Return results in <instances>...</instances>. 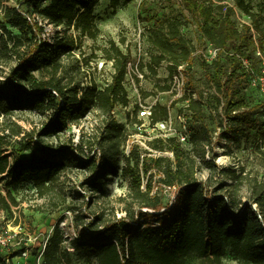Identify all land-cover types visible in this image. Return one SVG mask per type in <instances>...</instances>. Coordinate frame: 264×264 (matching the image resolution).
Returning a JSON list of instances; mask_svg holds the SVG:
<instances>
[{
  "label": "trees",
  "instance_id": "1",
  "mask_svg": "<svg viewBox=\"0 0 264 264\" xmlns=\"http://www.w3.org/2000/svg\"><path fill=\"white\" fill-rule=\"evenodd\" d=\"M5 1L0 0V62L12 61L14 65L0 78V120L6 122L22 110L40 115L51 112L52 117L35 136L11 121L0 128V181L10 189L5 195L0 194V213L10 212L18 204L15 195L25 184H30L39 198L55 191L60 175L73 163V155L69 149L44 145L43 138L64 130L69 120L94 110L110 118L103 137L109 152L103 151L100 161L87 160L81 166L94 167L87 184L91 192L100 194L101 180L117 172L119 147L126 141L125 126L117 123L111 113L117 106L129 105L125 89L129 52L109 40L102 49V58L111 63V81L102 88L92 83L83 91L78 84L67 87L59 76L63 60L81 48L83 39L94 41L100 35L94 14L98 0H18L22 9L5 6ZM131 1L109 0V3L115 10ZM181 1L195 19L203 40L218 50L217 58L204 66L213 98L221 106L224 136L230 133L232 140L243 137L264 143V100L250 106L244 96L254 65L260 61L255 57L257 47L252 30L263 38L259 21L264 20V0L256 11L249 0ZM234 8L250 18V25H243L241 30L236 27ZM40 24L62 30L56 31L50 42L41 38L44 30ZM10 29H16L18 35H13ZM150 42L156 51L147 67L152 74L156 75L163 62H167L169 76L179 64H191L192 48L181 34L179 21L166 19L154 29ZM37 72H44L45 77L36 78ZM160 90L166 92L169 87ZM187 91L178 102L187 101L186 109L198 112L201 99L194 98L188 88ZM169 111L165 105H154L151 124L166 121ZM198 114L201 118V113ZM36 137L42 141L38 150L33 151ZM15 138H20L16 150L12 143ZM211 144L212 133L204 124L190 133L185 147L175 138H153L141 158L137 153L139 146L133 144L123 157L122 176L129 179L130 194L137 200V208L112 222L99 217L96 219L99 223H89L87 237L72 242L73 252L92 256L93 264H187L192 254L200 264H264V192L257 183H246L231 171L225 173L230 185L223 183L211 189L207 185L209 178L200 181L198 172L212 171L215 167L213 160H206ZM28 150V157H17ZM154 152L170 153L172 158L156 156ZM154 173L162 185L176 188L170 203L173 209L168 205L162 207L161 198L151 195ZM244 185L248 187L250 204L244 203L240 195ZM148 218L153 222H146ZM65 240L57 223L47 241L42 264L73 263L72 254L62 246ZM22 251L23 248L11 254L0 252V264H11Z\"/></svg>",
  "mask_w": 264,
  "mask_h": 264
},
{
  "label": "rangeland",
  "instance_id": "2",
  "mask_svg": "<svg viewBox=\"0 0 264 264\" xmlns=\"http://www.w3.org/2000/svg\"><path fill=\"white\" fill-rule=\"evenodd\" d=\"M18 0H6L5 6L17 7ZM261 0H249L256 7ZM227 3V2H226ZM229 5L232 4L229 2ZM17 8L22 9L20 6ZM233 21L241 30L243 25H250L251 20L245 14L234 8ZM95 23L100 30L96 40L83 39L81 48L74 51L71 58L63 60V69L59 76L64 78L63 83L67 87L80 86V91L95 83L99 88L104 87L111 81L113 69L111 63L102 57V49L107 47L108 41L116 42L126 53L129 52L131 66L125 80L129 105L127 107L117 106L111 113L112 118L126 129V141L124 146L119 147L121 154L117 164V172L110 174L101 180L102 192L96 194L88 188L87 181L93 175L94 167L81 166L84 161L102 159V152H109L108 144L103 141L105 126L110 118L99 111H90L80 115L74 120H69L64 130L56 132L51 136L43 138V144L53 149H69L73 155L71 164L63 172L56 183L55 191L46 197L39 198L30 184H25L15 195L18 204L12 206L10 212L0 213V234L8 238L9 251L0 249L2 254L16 253L22 247L29 249L27 258L12 259L11 264H35L38 249L43 241L52 235L54 226L59 223V228L66 239L62 246L70 251L73 258L72 264H93L94 259L88 254H77L73 252L72 242L86 238L88 232L86 226L101 218L104 222H112L115 219L124 218L128 212L137 208V200L130 194L129 179L122 176V168L125 166L124 156L129 154L133 144L139 146L137 153L142 158L144 150H149L148 143L154 138L150 126L145 118V107L160 95L161 103L170 106L169 115L173 120L174 129L179 130L177 115L183 116L187 123L189 132L198 129L200 125H206L212 133V144L207 148L206 160H213L215 165L212 171L201 170L197 177L206 182L211 189L219 184H231L226 177V171L236 173L243 178L244 182L257 183L264 192V143L252 138L240 137L232 140L230 133L224 136L225 122L222 117L221 106L213 98V89L207 80L205 60L203 55H210V47L201 36L198 25L193 17L184 9L181 0H133L126 5H121L113 10L109 0H98L94 8ZM166 19L177 20L181 23V34L189 41L192 48L191 64L184 69L186 88L196 99H201L198 112L186 109L185 103L175 100L172 95L164 94L160 88L169 87L171 76H169L167 62H163L156 70V75L147 68L150 59L156 54L150 37L158 26ZM262 32L259 38L254 30L255 57L259 59L254 65L253 80L264 74V20L259 21ZM43 27V40L52 41L56 29L52 25L40 24ZM13 35H18L16 29H10ZM262 42V43H261ZM123 43V44H122ZM140 47V51H139ZM260 50L261 53H260ZM208 58V57H207ZM12 61L0 62V78L8 72ZM136 68L143 75L136 76ZM36 78L45 77L44 72L35 73ZM80 96V95H79ZM246 102L250 106L258 105L264 100V93L257 84H249L244 89ZM138 108V109H137ZM201 113V118L199 114ZM52 117L49 112L46 115L37 114L34 111H16L10 120H0V128L10 125L9 121L19 125L26 133L32 136L38 134L47 125ZM32 143V150L40 147L39 137ZM16 141V143H15ZM20 138L12 140L14 150L18 149ZM12 148H10V151ZM12 153V152H11ZM30 155V151H24L17 157L24 159ZM68 155V154H67ZM153 155L172 158L170 153H157ZM224 171V172H223ZM0 194L10 191L5 182L0 181ZM143 182L142 188H144ZM246 185V184H245ZM244 185L240 195L244 203H248V190ZM175 193V192H174ZM174 193L164 189L159 182L158 174L154 173L151 185V195L157 194L161 198L162 207L169 206L174 198ZM65 199V202H63ZM56 205V206H54ZM255 208V205L253 206ZM153 213L151 210H147ZM79 217V218H77ZM146 222H153L152 218ZM76 223H83L76 226ZM21 243L20 246L17 244ZM187 264H200L195 254L187 259Z\"/></svg>",
  "mask_w": 264,
  "mask_h": 264
},
{
  "label": "built area",
  "instance_id": "3",
  "mask_svg": "<svg viewBox=\"0 0 264 264\" xmlns=\"http://www.w3.org/2000/svg\"><path fill=\"white\" fill-rule=\"evenodd\" d=\"M208 47H210V51H209L210 55H208V56L203 55L202 57L206 63H211L213 60H215L217 58L218 50L213 48L210 44L208 45ZM139 51H140V47H139ZM244 65L247 66V62H244ZM130 66H131V64L128 63L127 74H128V69ZM186 66H188L187 62L181 63L178 65V67L176 68V71L171 76L170 84H169V90L164 92V94L172 95L175 98V100H177V102L179 99H181L183 97V95H185L186 93L188 94L185 79H184V76H185L184 69ZM263 70H264V67H263ZM136 71H137L136 76L139 78H142L143 75H141L138 72L137 68H136ZM252 73H253V75L250 78L249 84H251V85L257 84L260 87L261 91L264 93V74L260 78L253 80L254 79L253 78L254 72H252ZM157 103L164 105L161 103L160 95L156 96L152 100L150 105L145 107V111H144V114H145L144 119L148 122L152 134L153 133L155 134L154 138H159V139H163V140L168 139V138H175L176 141L181 146H184V147L187 146L188 141H189V137H190V132L188 130L187 123H186L185 119L183 118V116L177 115V119L179 120V125H180L179 130L174 129L173 120L170 117V115L166 121H160V122H157L155 124H151L150 116H151L152 107L154 105H156ZM184 103L187 104V101ZM165 106H167V105H165ZM167 107L170 109V106H167ZM1 184L2 183L0 182V187H1ZM164 189H166L168 191H172L173 193L176 191L175 187L164 186ZM47 241H48V239L43 241L42 245H40V247L38 249V256H37L35 264H42L43 253H44V250L46 248ZM17 245L20 246L21 243H18ZM22 248H23V251L19 255V259L27 258L29 255V249L26 247H22ZM22 248H20V249L22 250ZM0 249L1 250L6 249L9 251L8 238L3 237V234H0ZM8 262L9 261H7V263Z\"/></svg>",
  "mask_w": 264,
  "mask_h": 264
},
{
  "label": "crops",
  "instance_id": "4",
  "mask_svg": "<svg viewBox=\"0 0 264 264\" xmlns=\"http://www.w3.org/2000/svg\"><path fill=\"white\" fill-rule=\"evenodd\" d=\"M25 264H28L27 261L25 262Z\"/></svg>",
  "mask_w": 264,
  "mask_h": 264
}]
</instances>
